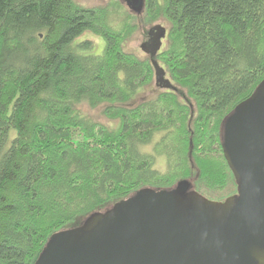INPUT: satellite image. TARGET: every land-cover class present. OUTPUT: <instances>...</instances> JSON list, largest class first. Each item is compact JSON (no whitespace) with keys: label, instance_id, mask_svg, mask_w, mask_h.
<instances>
[{"label":"trees","instance_id":"trees-1","mask_svg":"<svg viewBox=\"0 0 264 264\" xmlns=\"http://www.w3.org/2000/svg\"><path fill=\"white\" fill-rule=\"evenodd\" d=\"M142 19L168 24L154 58L173 89L144 97L153 58L123 48ZM263 79L264 0H147L140 14L0 0V264H35L56 232L143 188L237 194L223 127Z\"/></svg>","mask_w":264,"mask_h":264},{"label":"water","instance_id":"water-1","mask_svg":"<svg viewBox=\"0 0 264 264\" xmlns=\"http://www.w3.org/2000/svg\"><path fill=\"white\" fill-rule=\"evenodd\" d=\"M142 5L128 0L136 13ZM223 149L237 194L140 189L56 232L35 264H264V79L225 122Z\"/></svg>","mask_w":264,"mask_h":264},{"label":"rangeland","instance_id":"rangeland-1","mask_svg":"<svg viewBox=\"0 0 264 264\" xmlns=\"http://www.w3.org/2000/svg\"><path fill=\"white\" fill-rule=\"evenodd\" d=\"M76 2L85 5V6H99V5H105L109 3L111 0H75ZM168 24L164 21H160V23H147L142 19L140 26L136 29V31L132 34L130 38H128L127 41L124 42L123 48L131 53L136 54L139 57H152L153 58V64H154V81L153 83L148 86L144 92L140 94V96H151L155 92L159 91L161 88L164 89H171V87H167V84L164 86V81H162L163 78L166 82L170 83L169 75L165 67L163 66L160 61H158L155 57V53L164 46L166 39H165V29H167ZM153 34V38L150 35V32ZM152 38V40H151ZM84 39H89L93 45L95 46V49L97 52H102L104 48V41L103 39L90 32L84 33V35L80 36L77 40L81 41ZM151 44L155 45L156 50H154L151 46ZM152 48V49H151ZM157 62H156V61ZM161 80V81H160ZM141 100L140 97H137L134 99L131 103H129L130 106H134ZM83 111L87 113L91 118L99 121L106 122V118L102 114L103 106L97 107V108H90L86 105L82 107ZM226 194V190H223L221 195ZM223 200V199H221ZM98 212H104V209L98 211ZM76 224L68 225L64 229H62V232L72 230L76 228Z\"/></svg>","mask_w":264,"mask_h":264},{"label":"flooded vegetation","instance_id":"flooded-vegetation-1","mask_svg":"<svg viewBox=\"0 0 264 264\" xmlns=\"http://www.w3.org/2000/svg\"><path fill=\"white\" fill-rule=\"evenodd\" d=\"M126 5H127V7H128V0H122ZM142 2H143V5H142V11L140 12V13H142L144 10H145V7H146V2H147V0H142ZM129 8V7H128ZM131 10V9H130ZM132 12H135L134 10H131ZM136 13V12H135ZM140 13H138V14H140ZM152 32L153 31H151L150 32V35L152 36V38H153V34H152ZM152 38H151V40H152ZM152 45V44H151Z\"/></svg>","mask_w":264,"mask_h":264}]
</instances>
